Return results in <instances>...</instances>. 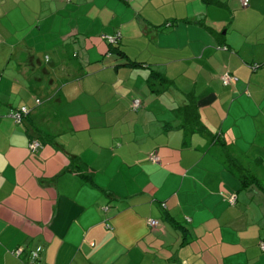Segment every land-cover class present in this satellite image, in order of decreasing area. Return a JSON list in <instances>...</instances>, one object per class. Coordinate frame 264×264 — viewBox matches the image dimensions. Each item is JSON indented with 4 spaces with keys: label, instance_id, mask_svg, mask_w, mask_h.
<instances>
[{
    "label": "crops",
    "instance_id": "0c3cea01",
    "mask_svg": "<svg viewBox=\"0 0 264 264\" xmlns=\"http://www.w3.org/2000/svg\"><path fill=\"white\" fill-rule=\"evenodd\" d=\"M262 243L264 0H0V264H264Z\"/></svg>",
    "mask_w": 264,
    "mask_h": 264
},
{
    "label": "built area",
    "instance_id": "2783aa9c",
    "mask_svg": "<svg viewBox=\"0 0 264 264\" xmlns=\"http://www.w3.org/2000/svg\"><path fill=\"white\" fill-rule=\"evenodd\" d=\"M240 2L242 4V6H244V7H247L249 5V0H240ZM119 38H120V34L118 33V34H116L114 36L109 37V40H110L111 43H117ZM235 80H236V77H234L233 75H231L229 73H224L222 75V81H223V83L225 85L232 84ZM36 102L39 103L40 100L37 99ZM140 104H141L140 100L134 99L133 103H132L133 109H138L140 107ZM29 113H30V109L29 108L22 107V108H20L19 110H17L14 113L13 117H14V119H15V121L17 123H21L23 118L25 116H27ZM39 147H40V143L38 141H32L31 144H30V148L32 150H36ZM156 159H157L156 157H153V160H156ZM229 201H230L231 204H234L236 202V195L235 194H231L229 196ZM105 209H107V208H105ZM157 223L158 222L155 221V220H150V224L153 225V226L157 225ZM261 245H262V248H264V243H262ZM22 251H23L22 249H17L14 252H15L16 255H20L22 253ZM41 251H42V248L41 247H37L33 252H31V257H30L29 261L27 262V264H33L36 260H38L39 257H40Z\"/></svg>",
    "mask_w": 264,
    "mask_h": 264
},
{
    "label": "trees",
    "instance_id": "16d2710c",
    "mask_svg": "<svg viewBox=\"0 0 264 264\" xmlns=\"http://www.w3.org/2000/svg\"><path fill=\"white\" fill-rule=\"evenodd\" d=\"M194 108V106L192 104H189L188 106H186L184 109H183V112H184V115L186 116L187 118V115H190L189 113H191L190 111H192ZM192 119V118H191ZM186 120H189L190 119H186ZM189 123H191V126H189V130L191 131H198V132H202V133H207V128L202 124V122L200 121V116L198 113L195 114V118L193 119V122L192 120L190 122H186V124H184V126L187 127V125H189ZM217 138V137H216ZM230 156H227V158H229ZM231 158H229L230 160ZM234 166V165H233Z\"/></svg>",
    "mask_w": 264,
    "mask_h": 264
},
{
    "label": "rangeland",
    "instance_id": "374dc122",
    "mask_svg": "<svg viewBox=\"0 0 264 264\" xmlns=\"http://www.w3.org/2000/svg\"><path fill=\"white\" fill-rule=\"evenodd\" d=\"M9 8H14V5H9ZM20 9H22V7H20Z\"/></svg>",
    "mask_w": 264,
    "mask_h": 264
}]
</instances>
